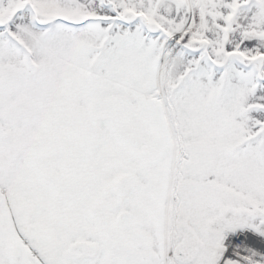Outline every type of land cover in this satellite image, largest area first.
I'll return each instance as SVG.
<instances>
[{"label":"rangeland","instance_id":"obj_1","mask_svg":"<svg viewBox=\"0 0 264 264\" xmlns=\"http://www.w3.org/2000/svg\"><path fill=\"white\" fill-rule=\"evenodd\" d=\"M183 1L0 0V78L19 74L17 87L0 89V112L22 98L16 135L35 136V100L54 72L79 88L77 109L96 91L127 94L141 109L129 125L102 124L107 165L114 153L148 161L145 151L165 147L159 174L174 195L205 184L215 201L206 210L226 221L221 238L242 227L264 234V0ZM187 26L181 47L170 48ZM206 43L208 55L187 51ZM143 95H158L157 108Z\"/></svg>","mask_w":264,"mask_h":264},{"label":"flooded vegetation","instance_id":"obj_2","mask_svg":"<svg viewBox=\"0 0 264 264\" xmlns=\"http://www.w3.org/2000/svg\"><path fill=\"white\" fill-rule=\"evenodd\" d=\"M46 75L50 88L35 100V136L16 135L25 110L21 120L3 122L10 135L0 136V264H231L221 238L226 221L206 210L215 201L205 184L200 194L181 186L174 195L157 169L165 147L142 145L148 161L114 153L107 165L98 135L113 122L95 121L88 110L103 94L77 109L71 101L79 88ZM141 100L155 109L160 97ZM151 163L156 167H137ZM189 226L197 234L190 242Z\"/></svg>","mask_w":264,"mask_h":264},{"label":"water","instance_id":"obj_3","mask_svg":"<svg viewBox=\"0 0 264 264\" xmlns=\"http://www.w3.org/2000/svg\"><path fill=\"white\" fill-rule=\"evenodd\" d=\"M176 6L181 7L183 5L182 0H175ZM19 75L16 72H5L0 78V89L8 91L17 87L19 82ZM22 98H17L11 105L2 109L0 119V136L10 135V130H6L3 122H10L13 119L21 120L23 118L24 109ZM89 116L95 121L113 122L119 124H130L134 119V115L140 110V105L134 103L130 97L126 94L114 93L109 95H97L95 96L88 107ZM143 149L146 146L142 147ZM212 150L208 147L205 153H209ZM126 176H119V182ZM257 178L260 181H264V168L257 169ZM118 182V183H119ZM135 186V187H134ZM132 190L138 188V182H135ZM188 241H192L196 238V232L192 226L188 227Z\"/></svg>","mask_w":264,"mask_h":264},{"label":"built area","instance_id":"obj_4","mask_svg":"<svg viewBox=\"0 0 264 264\" xmlns=\"http://www.w3.org/2000/svg\"><path fill=\"white\" fill-rule=\"evenodd\" d=\"M179 39L180 36L176 38V41ZM223 243L225 257L237 261L238 264L264 263V235L252 229H236L227 235Z\"/></svg>","mask_w":264,"mask_h":264},{"label":"trees","instance_id":"obj_5","mask_svg":"<svg viewBox=\"0 0 264 264\" xmlns=\"http://www.w3.org/2000/svg\"><path fill=\"white\" fill-rule=\"evenodd\" d=\"M192 53H194V52L192 51Z\"/></svg>","mask_w":264,"mask_h":264}]
</instances>
